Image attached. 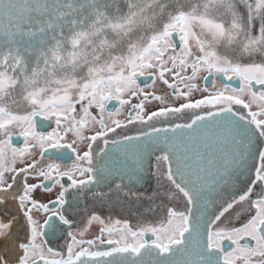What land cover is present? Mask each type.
<instances>
[{"label":"snow or ice","instance_id":"obj_1","mask_svg":"<svg viewBox=\"0 0 264 264\" xmlns=\"http://www.w3.org/2000/svg\"><path fill=\"white\" fill-rule=\"evenodd\" d=\"M0 264H264V0H0Z\"/></svg>","mask_w":264,"mask_h":264},{"label":"flooded vegetation","instance_id":"obj_2","mask_svg":"<svg viewBox=\"0 0 264 264\" xmlns=\"http://www.w3.org/2000/svg\"><path fill=\"white\" fill-rule=\"evenodd\" d=\"M224 82L225 83H231L233 86H237L238 85V81L235 80V79H233L231 82H229V81H224ZM202 85H203V81H202ZM257 87H259V86H257ZM112 103H114V102H112ZM41 130L50 131L51 128L49 127V128H45V129H41ZM19 143L22 146V139L19 140ZM58 191H59L58 186L53 188V191L51 193H46L43 190H38L37 193H36V198L41 203H49V201L54 200L56 198V195H57ZM90 205H91L90 201L78 202L76 205L73 206V208L70 210L69 214H70L71 217L75 218L77 221H80V219L83 217V214L84 213L87 214V212L91 209ZM49 206L51 207L52 205L50 204ZM103 210L108 211L106 208H103ZM140 210L143 213L144 210L143 209H140ZM110 213H112V212H110ZM112 214H113V216H118V219L128 218L130 224H132L133 226L137 225V223L135 222L136 220L133 219V216L131 215L132 217L130 218V215L127 212H115V213H112ZM145 215L146 214L142 215V217H141V221L142 222L141 223H145V219H144ZM78 216H80V218ZM37 218L40 219V221L42 222L43 219L45 218V214L38 213L37 214ZM141 225H143V224H141ZM85 238H88V237H85ZM227 245H228V242L225 241V247H227Z\"/></svg>","mask_w":264,"mask_h":264},{"label":"rangeland","instance_id":"obj_3","mask_svg":"<svg viewBox=\"0 0 264 264\" xmlns=\"http://www.w3.org/2000/svg\"><path fill=\"white\" fill-rule=\"evenodd\" d=\"M203 75V74H201ZM201 85H202V80L200 81ZM166 91V89L161 86V85H157V94H163L164 92ZM169 103H172L173 101L171 100V97H167ZM156 104L155 101L152 102V106H154ZM91 207V205H90ZM97 211L99 212V214L102 215V218H106L108 216L111 215L112 219H118V216H113L112 213H110L109 211H105L103 209H97ZM140 212H142L141 210H139ZM129 214V213H128ZM86 215L85 213L83 214V216ZM130 215V218L133 216V219L136 220L135 222L137 224H144V223H141V217L142 215H137L135 212H133L132 214H129ZM132 215V216H131ZM80 218V216H78ZM144 219H145V222L146 221H150L153 219L152 217V214L151 213H147L145 216H144ZM99 228H100V225L98 222H93V224L90 226L88 232H87V235L86 237L88 238H93L95 235H97L99 233Z\"/></svg>","mask_w":264,"mask_h":264}]
</instances>
